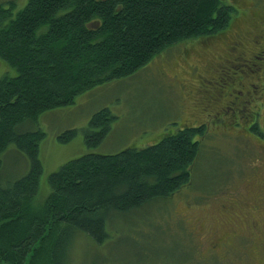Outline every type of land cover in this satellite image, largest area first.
<instances>
[{
  "label": "trees",
  "instance_id": "1",
  "mask_svg": "<svg viewBox=\"0 0 264 264\" xmlns=\"http://www.w3.org/2000/svg\"><path fill=\"white\" fill-rule=\"evenodd\" d=\"M14 6L0 3V59L17 71L0 77V169L11 144L28 157L29 169L0 182V264H63L78 231L102 242L113 213L191 183L205 121L143 147L67 160L49 175L41 208L33 200L46 132L25 124L71 105L85 90L135 73L175 41L217 36L238 9L226 0H28L16 13ZM115 118L109 107L97 111L86 142H103ZM77 133L67 128L58 138L68 142Z\"/></svg>",
  "mask_w": 264,
  "mask_h": 264
},
{
  "label": "rangeland",
  "instance_id": "2",
  "mask_svg": "<svg viewBox=\"0 0 264 264\" xmlns=\"http://www.w3.org/2000/svg\"><path fill=\"white\" fill-rule=\"evenodd\" d=\"M12 1L14 13L28 2L0 3ZM226 2L234 4L238 14L224 32L175 41L135 73L85 90L71 105L48 110L39 121L25 124L46 132L39 151L44 171L33 200L41 208L51 190L49 175L67 160L90 151L110 154L143 147L181 127L205 121L191 183L138 209L113 213L107 222L109 236L102 242L78 231L67 245L63 264H264V241H252L255 235L247 225L242 224V235L231 240L237 249L216 256L209 248L210 240L229 222L221 199L242 189L246 177L255 178L261 172L258 161L264 158V111L256 118L258 130H253L248 125L255 117L253 106L236 114L242 103L234 102L240 81L244 85L258 82L255 77L260 69L251 62V53L263 49L264 0ZM238 32L245 50L240 66L241 61H233L236 52L228 50L233 33ZM261 54L259 63L264 66ZM213 66L219 76L210 72ZM236 67L234 75H243L238 79L230 76ZM9 68L0 59V77L6 72L16 74L15 68ZM103 107H109L116 118L103 142L92 146L85 140V130ZM67 128H77L78 133L61 142L58 134ZM2 158L0 182L29 169L28 157L14 144Z\"/></svg>",
  "mask_w": 264,
  "mask_h": 264
},
{
  "label": "flooded vegetation",
  "instance_id": "3",
  "mask_svg": "<svg viewBox=\"0 0 264 264\" xmlns=\"http://www.w3.org/2000/svg\"><path fill=\"white\" fill-rule=\"evenodd\" d=\"M233 37L235 42H231L232 45L228 47V50H236V55L234 56L233 61L235 63L241 61L238 65L240 66L243 64L242 61H244L245 50L242 47L243 38L240 37L239 32ZM260 37L263 39L264 35L260 34ZM261 53H264V45L263 49H261V52L254 54L252 51L251 53L254 59L251 62H253L254 65H257L256 69H260L259 72H256L255 77L258 82H251L249 84L247 83V85H244L240 81V85H238L235 90L236 98L234 100V102H239L240 104L242 103V105L237 106V109L235 110L236 114L241 112L239 111L241 108H243V111L247 109L252 110V108L249 107L253 106L255 117L248 125L249 127H252L255 124L257 129V115L264 111V82H261V80L264 81V66L259 63V59L262 58ZM209 70L212 74H217L216 66H213ZM236 71L237 67L233 70L232 75H230L231 78L235 76V78L238 79L243 76L241 74L234 75ZM217 76H219V74H217ZM208 90L214 92L210 87ZM261 98L263 99V102L261 101ZM218 113H220V111H218ZM258 162H261L257 164L261 172L258 173L255 171L257 173L255 174V178L246 177L245 180L242 181V189L240 188L234 195L227 194V196H223L221 199L223 200L221 205L224 204L223 207L229 222L225 221L224 224L226 225L223 228L224 231L220 234H216V237L211 239L209 242L210 251L216 256L221 253H226L229 249H237V247L232 244L231 240L242 235L239 231V228L242 224L247 225L249 231L255 235V237L252 238V241H264V158ZM231 224H234V226L231 227Z\"/></svg>",
  "mask_w": 264,
  "mask_h": 264
}]
</instances>
